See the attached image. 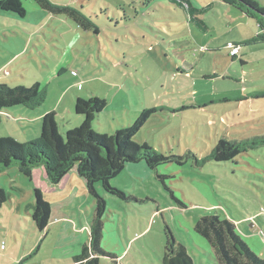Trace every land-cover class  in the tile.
<instances>
[{"label": "rangeland", "instance_id": "obj_1", "mask_svg": "<svg viewBox=\"0 0 264 264\" xmlns=\"http://www.w3.org/2000/svg\"><path fill=\"white\" fill-rule=\"evenodd\" d=\"M21 1L26 17L0 11V83L29 87L39 82L47 97L38 108H8L0 136L19 143L35 140L42 119L35 117L48 109L57 112V129L64 136L66 128L80 124L77 98L96 95L106 100L92 123L96 133L112 134L118 124L128 125L144 108L157 106L133 141L187 155L181 165L157 168L169 175L165 184L174 197L155 171L151 177L130 170L116 176L112 183L138 201L110 196L103 249L120 264H161L168 225L194 264H216L208 242L193 228L200 216L217 212L236 220L238 234L264 259V146L232 161L202 165L188 153L202 158L223 136L264 135V97L258 96L264 91V42L242 43L257 34L255 21L219 0H53L83 11L98 27L95 33L78 29L63 15L33 12V0ZM253 1L264 7V0ZM234 43L239 53L232 59ZM122 95L124 109L119 108ZM43 182L53 210L62 209L77 225V232H67L88 233L95 201L84 180L75 175L65 187ZM34 183L17 165L0 170V186L10 196L0 209V264H70L66 257L72 254L64 250L73 245L57 247L61 225L44 234L32 219ZM69 192L76 198L66 204ZM100 264L112 261L101 257Z\"/></svg>", "mask_w": 264, "mask_h": 264}, {"label": "trees", "instance_id": "obj_2", "mask_svg": "<svg viewBox=\"0 0 264 264\" xmlns=\"http://www.w3.org/2000/svg\"><path fill=\"white\" fill-rule=\"evenodd\" d=\"M33 1L38 8L55 17L63 15L68 19L67 22L71 21L78 29L93 30L98 33L95 23L76 6L60 4L53 0ZM219 1L238 9L257 24V34L242 42L243 44L264 42V7H260L253 0ZM0 10L12 12L19 17H26L28 13L21 0H0ZM232 46L239 47L237 43ZM237 55L230 56L235 59ZM64 71L65 69L62 73ZM258 96L264 97V91ZM46 97V88L39 82L29 87L22 85L11 87L0 83V123L2 114L8 108L22 105L34 109L42 106ZM228 100L229 98H225L221 101ZM105 106L106 100L99 96L95 95L87 99L78 97L75 113L83 119L78 126L67 128L64 136L58 132L54 118L55 111H49L42 116L39 136L31 142L19 143L12 138L0 136V170L14 164L25 176L31 177L33 168L42 166L47 179L53 185H58L71 169H76L85 180L87 191L95 200V208L89 225L88 242L83 245L79 254L71 258L73 264H100L101 257L110 259L112 264H120L116 255L103 249L101 241L108 202L112 201L110 196L126 202L138 201L132 193L112 183L127 164L144 162L147 167L155 171V177L174 197L165 184V179L169 175L160 173L157 168L167 163L181 165L187 157L181 154L162 153L146 143L139 145L133 141L150 116L159 110L157 106L144 108L136 120L128 125L118 124L112 134L96 133L92 129V123ZM182 109L185 107L172 108L171 111L176 113ZM261 146H264V135L241 140L223 136L215 143L210 153L202 158H198L191 151L188 153L195 157L197 165H202L208 161H232L238 155ZM34 196L32 219L37 229L45 232L50 220L51 204L38 188L34 189ZM7 199L9 194L0 186V209ZM193 229L208 242L212 253L211 259L216 264H264V259L259 258L238 234L236 224L231 218L222 217L217 212L205 214L197 219ZM164 234L166 240L161 264H194L186 246L176 240L168 225H165Z\"/></svg>", "mask_w": 264, "mask_h": 264}, {"label": "crops", "instance_id": "obj_3", "mask_svg": "<svg viewBox=\"0 0 264 264\" xmlns=\"http://www.w3.org/2000/svg\"><path fill=\"white\" fill-rule=\"evenodd\" d=\"M1 11V10H0ZM33 12L34 11H38L40 12L42 15H46V16H51V14L47 13L46 11L44 10H41L40 8H38L36 5H33ZM2 13H5V14H14L12 12H6V11H1ZM28 15V13H27ZM26 15V16H27ZM53 16V15H52ZM55 17V16H54ZM65 69V68H63ZM62 69V71H63ZM121 99L119 100L120 102V105H119V108L121 109H124L123 108V104H125L126 102V98L122 95L120 97ZM69 99L71 100V97H69ZM122 102V103H121ZM40 107V106H39ZM38 108V107H37ZM51 109H48L46 111H43L42 113L40 112L39 115H37L35 118H41L45 113L49 112ZM9 110L7 109V111H4V113H7ZM52 111V110H51ZM55 113L57 114V112L55 111ZM38 119V120H39ZM82 116H77L76 114V120H79L78 124L81 123L82 121ZM63 121V120H62ZM1 122H2V116H1ZM67 129V128H66ZM126 170H130L132 173H137L139 175H144L145 177H151V174L150 171H153L151 170L149 167H147V165L144 163V162H137V163H131V164H127L125 169ZM75 175L79 176L80 178H82L76 171V169H71L60 181V183L58 185H56V187H65L67 184H69L70 180L73 179L75 177ZM30 180H34L35 183H34V189L35 188H38L39 190H41V192L43 193L44 197H45V190H46V187L44 186V182L43 180H45V178L47 179L46 177V174H45V171H44V168L42 166H37L35 168H33L32 170V175L31 177H29ZM83 179V178H82ZM84 180V179H83ZM84 183H85V180H84ZM2 187V186H1ZM86 188V186H85ZM87 190V188H86ZM88 192V191H87ZM89 194V193H88ZM75 195V192H69L68 195L66 196V199L65 200H68L66 204H69L71 202V198H76L74 197ZM90 195V194H89ZM68 197V198H67ZM10 198V196H9ZM93 198V197H92ZM62 199V200H63ZM50 204H51V214H50V220H49V223L45 229V232L44 234H47L49 232V228L53 225H56V226H59L61 225V234L60 236L62 238L59 239V246H57L58 248H69V246H72L73 245V248L72 249H69L68 250H64V252H68V254H72V255H67L68 257H66V260H68L70 262V264H73L71 262V258L74 256V255H77L81 252L82 250V247L85 243L88 242V239H89V225H90V222L89 221V225H88V233L86 232V229H84L82 231L83 235L81 234H76L75 231L76 228H77V225H73L72 222H71V218L70 216H68V214L64 211H62V209L60 210H53V202L50 201L49 199H47ZM112 200V199H111ZM95 201V200H94ZM58 206H60V208H62L61 206L62 205H59L57 204ZM33 208V204L32 205H29ZM94 208L95 206L92 208V215H91V219L92 220V216H93V212H94ZM109 211V210H108ZM110 212V211H109ZM260 214V213H259ZM108 215V212L107 214L105 215V217H107ZM253 215H250L248 219H252ZM263 216V214L261 215V217ZM231 220L234 221V223L236 224V220H234L232 217H230ZM236 227H237V224H236ZM69 229H73L75 232H67ZM104 230H105V222H104V227H103V237H104ZM102 237V239H103ZM118 242L119 244H121V240L118 239ZM101 244H102V241H101ZM187 248V247H186ZM200 249V247H199ZM74 252V253H73ZM70 256V257H69ZM118 258V257H117ZM119 261V260H118Z\"/></svg>", "mask_w": 264, "mask_h": 264}, {"label": "built area", "instance_id": "obj_4", "mask_svg": "<svg viewBox=\"0 0 264 264\" xmlns=\"http://www.w3.org/2000/svg\"><path fill=\"white\" fill-rule=\"evenodd\" d=\"M239 53V47L237 46H232L230 51H229V54L231 56H234V55H237ZM263 221H264V215H263Z\"/></svg>", "mask_w": 264, "mask_h": 264}]
</instances>
